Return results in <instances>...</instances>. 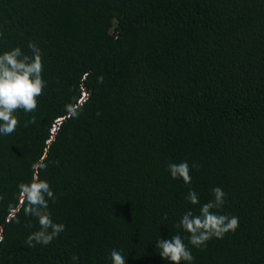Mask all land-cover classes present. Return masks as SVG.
<instances>
[{"label": "trees", "instance_id": "16d2710c", "mask_svg": "<svg viewBox=\"0 0 264 264\" xmlns=\"http://www.w3.org/2000/svg\"><path fill=\"white\" fill-rule=\"evenodd\" d=\"M0 29V53L38 44L46 81L0 135V264H170L156 242L177 233L191 264H264V0H0ZM34 175L65 225L47 246L25 243ZM217 186L239 226L194 247L175 225Z\"/></svg>", "mask_w": 264, "mask_h": 264}, {"label": "clouds", "instance_id": "9594fccd", "mask_svg": "<svg viewBox=\"0 0 264 264\" xmlns=\"http://www.w3.org/2000/svg\"><path fill=\"white\" fill-rule=\"evenodd\" d=\"M2 37L3 30L0 29V38ZM27 48L29 53H25L19 46L0 53V135H10L17 129L18 112L36 111L38 98L43 95L46 86L43 78L42 50L33 41L28 42ZM34 123L36 120L32 117L25 127ZM198 167L196 164L190 167L187 161L170 162L167 170L173 179L182 178L185 184H191V169ZM18 188L22 202L27 205L24 208L25 215L35 218L39 225L38 230L28 235L25 243L29 247L38 244L47 246L65 230V225L55 222L49 211V201L56 202L53 189L46 179H41L38 175H34L29 183L21 182ZM226 195L221 187H214L213 198L200 206L198 214L191 210L186 211L175 225L176 228L189 233L188 242L194 247H206V242L213 237L222 239L225 234L235 232L238 228V217L219 213L225 204ZM185 199L192 205L200 203L194 189H189ZM164 218L167 219L166 214ZM26 227H31V223L26 224ZM156 248L160 250V256L170 264H181L182 261L191 264L194 260L191 250L179 233L168 239H158ZM71 259L73 264L79 261L76 254H73ZM110 259L111 264H126L122 250L112 249Z\"/></svg>", "mask_w": 264, "mask_h": 264}]
</instances>
